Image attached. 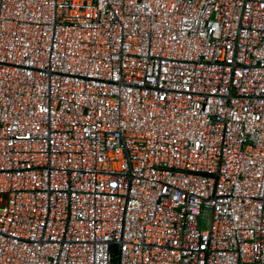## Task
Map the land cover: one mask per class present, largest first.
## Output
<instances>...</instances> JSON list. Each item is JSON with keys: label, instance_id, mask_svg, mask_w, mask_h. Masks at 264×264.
<instances>
[{"label": "built area", "instance_id": "2783aa9c", "mask_svg": "<svg viewBox=\"0 0 264 264\" xmlns=\"http://www.w3.org/2000/svg\"><path fill=\"white\" fill-rule=\"evenodd\" d=\"M0 264H264V0H0Z\"/></svg>", "mask_w": 264, "mask_h": 264}]
</instances>
